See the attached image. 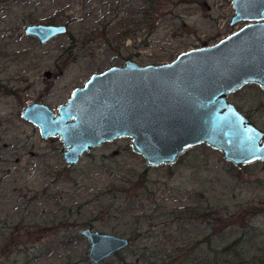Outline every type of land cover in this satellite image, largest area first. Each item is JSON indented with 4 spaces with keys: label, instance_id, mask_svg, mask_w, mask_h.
Segmentation results:
<instances>
[{
    "label": "rangeland",
    "instance_id": "obj_1",
    "mask_svg": "<svg viewBox=\"0 0 264 264\" xmlns=\"http://www.w3.org/2000/svg\"><path fill=\"white\" fill-rule=\"evenodd\" d=\"M231 16V0H0V264H92L83 229L128 241L96 264H264V159L236 167L201 143L151 167L121 137L66 168L20 115L110 66L210 47L243 26ZM30 23L66 31L39 45ZM227 100L264 130L259 86Z\"/></svg>",
    "mask_w": 264,
    "mask_h": 264
},
{
    "label": "water",
    "instance_id": "obj_2",
    "mask_svg": "<svg viewBox=\"0 0 264 264\" xmlns=\"http://www.w3.org/2000/svg\"><path fill=\"white\" fill-rule=\"evenodd\" d=\"M229 26L243 22L213 45L180 52L169 63L126 61L91 74L53 112L26 103L21 118L40 137H58L66 168L93 147L128 137L147 166L173 163L189 147L207 144L241 167L264 159V131L227 100L244 85L264 91V0H231ZM64 24L30 23L23 34L43 44L65 33ZM43 75L47 78L50 72ZM96 264L125 249L126 238L90 229L80 234Z\"/></svg>",
    "mask_w": 264,
    "mask_h": 264
},
{
    "label": "flooded vegetation",
    "instance_id": "obj_3",
    "mask_svg": "<svg viewBox=\"0 0 264 264\" xmlns=\"http://www.w3.org/2000/svg\"><path fill=\"white\" fill-rule=\"evenodd\" d=\"M254 85V84H253ZM257 85V84H256ZM258 86V85H257ZM260 88V87H259ZM262 89V88H261ZM262 91H263V89H262ZM229 95V94H228ZM242 114V113H241ZM243 115V114H242ZM244 116V115H243ZM245 118V117H244ZM247 118V117H246ZM245 118V119H246ZM248 119V118H247ZM249 120V119H248ZM251 121V120H250ZM251 123H252V121H251ZM253 124V123H252ZM254 125V124H253ZM255 126V125H254ZM258 128V127H257ZM260 129V128H259ZM262 130V129H261ZM264 131V130H263ZM205 144V143H204ZM218 151V150H217ZM220 152V151H219ZM221 153V152H220ZM221 156H223V155H221Z\"/></svg>",
    "mask_w": 264,
    "mask_h": 264
}]
</instances>
